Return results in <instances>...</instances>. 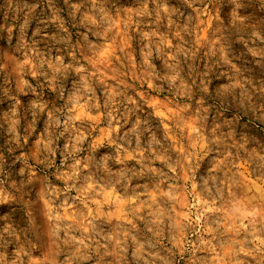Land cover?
Returning a JSON list of instances; mask_svg holds the SVG:
<instances>
[{
  "label": "clouds",
  "instance_id": "obj_1",
  "mask_svg": "<svg viewBox=\"0 0 264 264\" xmlns=\"http://www.w3.org/2000/svg\"><path fill=\"white\" fill-rule=\"evenodd\" d=\"M0 264H264V0H0Z\"/></svg>",
  "mask_w": 264,
  "mask_h": 264
}]
</instances>
